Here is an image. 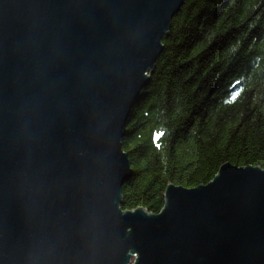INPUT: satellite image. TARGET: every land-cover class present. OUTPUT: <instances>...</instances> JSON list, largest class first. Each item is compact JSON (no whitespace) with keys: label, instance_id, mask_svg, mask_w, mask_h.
<instances>
[{"label":"water","instance_id":"water-1","mask_svg":"<svg viewBox=\"0 0 264 264\" xmlns=\"http://www.w3.org/2000/svg\"><path fill=\"white\" fill-rule=\"evenodd\" d=\"M183 0H0V264H264V170L122 209L121 139Z\"/></svg>","mask_w":264,"mask_h":264},{"label":"trees","instance_id":"trees-1","mask_svg":"<svg viewBox=\"0 0 264 264\" xmlns=\"http://www.w3.org/2000/svg\"><path fill=\"white\" fill-rule=\"evenodd\" d=\"M123 150V209L158 212L168 184L205 183L228 161L264 168V0H185Z\"/></svg>","mask_w":264,"mask_h":264},{"label":"rangeland","instance_id":"rangeland-1","mask_svg":"<svg viewBox=\"0 0 264 264\" xmlns=\"http://www.w3.org/2000/svg\"><path fill=\"white\" fill-rule=\"evenodd\" d=\"M184 2H185V0H183V3L181 4V6H180V8H179V10L175 13V15L180 11V9H181V7L183 6V4H184ZM174 15V16H175ZM173 16V17H174ZM173 17H172V19H173ZM172 19H171V23H172ZM170 28H171V25H170ZM169 32H170V30L168 31V34H169ZM168 34H164L163 35V37H162V39H161V45H162V48H161V50L159 51V53H158V55L155 57V60H154V66H155V63H156V61H157V59H158V57L160 56V54L162 53V51H163V49H164V45H163V39H164V37H166ZM154 66H153V68H152V70L154 69ZM152 70L151 69H149V70H146L145 71V74L146 75H149V77H148V81H147V84L149 83V79H150V75L152 74ZM146 84V85H147ZM145 85V86H146ZM144 86V87H145ZM143 87V88H144ZM142 88V89H143ZM142 89L140 90V92L142 91ZM140 99V97L137 99V101ZM137 101L135 102V104L137 103ZM134 104V105H135ZM134 107V106H133ZM132 107V108H133ZM132 108H131V112H132ZM131 112H130V115H131ZM130 118V117H129ZM128 122H129V120H128ZM128 122H127V124H128ZM127 124H126V126H127ZM126 126H125V129H124V134H123V137H124V135H125V131H126ZM122 137V138H123ZM121 150L123 151V152H125L126 154H127V152L126 151H124L123 150V147H122V139H121ZM127 159H128V154H127ZM128 162H129V168H130V170H131V175L127 178V179H125L124 181H123V183H122V185L124 184V182L126 181V180H128L132 175H133V167H132V165H131V163H130V161H129V159H128ZM226 162H228V161H226ZM228 163H230V164H232V165H235V166H237V167H239V166H243V165H237V164H233V163H231V162H228ZM223 164V163H222ZM248 165H251V166H255V165H252V164H248ZM256 166H258V167H260L262 170H264V168H262L261 166H259V165H256ZM217 172V171H216ZM216 174V173H215ZM214 174V175H215ZM214 175H213V177H214ZM212 177V178H213ZM211 178V179H212ZM210 179V180H211ZM210 180H208V181H210ZM207 181V182H208ZM207 182H205V183H199V184H201V185H205ZM171 183V182H170ZM173 186H180V187H184V188H192V187H196L197 185H199V184H197V185H194V186H192V187H187V186H183V185H180V184H174V183H171ZM122 185H121V194H122ZM167 186V185H166ZM165 190V189H164ZM164 193V192H163ZM164 205V196H163V203H162V206ZM120 206L122 207V209H123V194H122V203L120 204ZM140 207H142V208H144V206H140ZM136 207H134V208H129V207H125V209L126 210H133V209H135ZM162 208V207H161ZM161 208H160V210H161ZM145 210H146V212L148 213L149 212V210L145 207ZM159 210V211H160ZM158 211V212H159ZM158 212H156V213H158ZM150 213H153V214H156V213H154V212H150ZM134 257L135 256H132L131 258H132V261H131V263L135 260L134 259ZM131 263H129V264H131Z\"/></svg>","mask_w":264,"mask_h":264}]
</instances>
